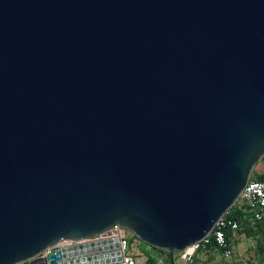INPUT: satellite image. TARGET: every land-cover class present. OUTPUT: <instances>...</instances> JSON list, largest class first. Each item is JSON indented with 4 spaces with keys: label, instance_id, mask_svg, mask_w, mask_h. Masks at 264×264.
<instances>
[{
    "label": "water",
    "instance_id": "95a60500",
    "mask_svg": "<svg viewBox=\"0 0 264 264\" xmlns=\"http://www.w3.org/2000/svg\"><path fill=\"white\" fill-rule=\"evenodd\" d=\"M263 158L264 0H0V264H175Z\"/></svg>",
    "mask_w": 264,
    "mask_h": 264
},
{
    "label": "built area",
    "instance_id": "2783aa9c",
    "mask_svg": "<svg viewBox=\"0 0 264 264\" xmlns=\"http://www.w3.org/2000/svg\"><path fill=\"white\" fill-rule=\"evenodd\" d=\"M237 206L241 205L251 214L254 220L261 222L264 216V181L250 179L236 202ZM234 205V206H235ZM229 213V212H228ZM226 213L216 224L213 231L201 241L185 248L183 251L176 253L177 264H196L197 256L200 252L205 251L211 245L217 246L224 255L229 259L232 257L233 251L230 240L227 238V232H239L241 229L240 223L236 220L229 219ZM95 241V239L93 240ZM137 242H141L129 231L125 235L119 236V249L122 253V261L119 264H147L139 259V254L134 248ZM80 242L67 241L61 243L60 247H71L78 245ZM135 244V245H134ZM53 249L46 250L39 257L48 258L52 254ZM166 258V256H165ZM158 264H164V258H157Z\"/></svg>",
    "mask_w": 264,
    "mask_h": 264
},
{
    "label": "crops",
    "instance_id": "0c3cea01",
    "mask_svg": "<svg viewBox=\"0 0 264 264\" xmlns=\"http://www.w3.org/2000/svg\"><path fill=\"white\" fill-rule=\"evenodd\" d=\"M254 174L264 176V159L257 164ZM236 211H240L243 218H240L241 229L239 232L228 231L233 251L232 257L225 258L222 251L214 245L198 254L196 264H218L220 258H224L225 261L231 264L238 262L240 258L244 259L242 264H264V216L263 220L258 222L243 206L239 205ZM139 245L143 250L138 251ZM134 248L136 249L134 252L137 251V254H139V259L149 264L148 257L153 253H151L150 248L143 246L142 242H137ZM159 256L164 260L166 259L165 255L157 254V257ZM175 264H177L176 260Z\"/></svg>",
    "mask_w": 264,
    "mask_h": 264
},
{
    "label": "trees",
    "instance_id": "16d2710c",
    "mask_svg": "<svg viewBox=\"0 0 264 264\" xmlns=\"http://www.w3.org/2000/svg\"><path fill=\"white\" fill-rule=\"evenodd\" d=\"M251 179H253V178H251ZM255 180L264 181V176H256ZM237 208H238L237 205L233 206L232 209L229 211L227 217L229 219L236 220V221H238L240 223V218H243V214H241L240 211L239 212L236 211ZM229 236H230V234H229V232H227V238L228 239H229ZM146 246H148V245H146ZM212 246H214V244L209 246V248L212 247ZM148 247L150 248L151 253L152 252L154 253V254L152 253V255H149V257H148V263L149 264H157V260H158L157 259L158 258L157 254L165 255L166 259L164 260V264H170V257H169L167 252L159 250V249H156V248H153V247H150V246H148Z\"/></svg>",
    "mask_w": 264,
    "mask_h": 264
},
{
    "label": "rangeland",
    "instance_id": "374dc122",
    "mask_svg": "<svg viewBox=\"0 0 264 264\" xmlns=\"http://www.w3.org/2000/svg\"><path fill=\"white\" fill-rule=\"evenodd\" d=\"M252 178H253V179H256V175H255L254 173L252 174ZM130 234L133 235V233H131V232H130ZM141 242H142V241H141ZM142 244H143V242H142ZM146 245H147V244H145V243L143 244V246H146ZM140 246H141V245H139V247H138V251H139V250H140V251L143 250L142 247H140ZM175 259H176V253H175ZM176 260H177V259H176ZM243 261H244V259H243V258H240L238 262H233V264H239V263L242 264ZM26 264H28V263H26ZM218 264H231V263L225 261L224 258H220L219 261H218Z\"/></svg>",
    "mask_w": 264,
    "mask_h": 264
}]
</instances>
